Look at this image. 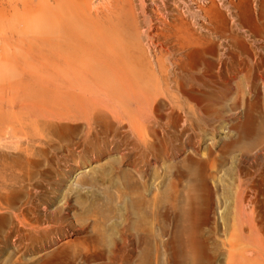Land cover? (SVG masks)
Listing matches in <instances>:
<instances>
[{"label":"rangeland","instance_id":"374dc122","mask_svg":"<svg viewBox=\"0 0 264 264\" xmlns=\"http://www.w3.org/2000/svg\"><path fill=\"white\" fill-rule=\"evenodd\" d=\"M132 3L172 81L148 100L95 63L110 46L66 95L0 0V264H264V0Z\"/></svg>","mask_w":264,"mask_h":264},{"label":"bare ground","instance_id":"6f19581e","mask_svg":"<svg viewBox=\"0 0 264 264\" xmlns=\"http://www.w3.org/2000/svg\"><path fill=\"white\" fill-rule=\"evenodd\" d=\"M36 1L37 4H35ZM133 1L15 0L14 8L15 15H19L23 22H27L28 35L32 34V38L35 39V41L31 40L29 43L26 42V45L32 51H35V49L37 51L39 48L42 52V56L39 55L43 60H39L41 62L38 65L46 69H50L51 67L54 70L56 67L65 69L63 81L66 86V95L69 96L74 91L78 96L81 67L84 61L87 62L86 58L98 56L104 48L110 46L111 48L108 49L110 51L108 57L111 58L114 55V59L112 58L114 62L104 57V59H101L99 62L96 61L95 63L105 66L109 73L110 82L116 88L126 90L130 89L133 84V86L143 90L140 92L141 97H138V99L148 100L146 98L148 97V93L145 91L149 86L147 83L159 85L160 87L161 85L170 86L171 78L168 75V69L166 68L162 55L156 53L158 67L162 73L157 71L155 65V68L151 70L152 68L148 64L149 61L147 62L144 57V45L140 38L142 32L138 28V19L134 13ZM20 3L22 4L21 9H19ZM118 4L119 7H117ZM131 7L133 11L130 9ZM37 21L42 23V27H45L42 31L39 29L40 33L35 29L34 24L38 23ZM14 24H11L12 27ZM91 24H95L94 27L98 31L96 34L98 38L94 46H92V49L89 50L84 42L86 36L89 39L92 38L93 34L88 29L85 34L83 31L86 29V26ZM32 25H34L33 28H31ZM90 27L92 28V26ZM21 31L25 33V27ZM44 34L45 37H40L39 40L35 38ZM2 49L0 48V51ZM88 50L90 53L92 52V55H84ZM129 50L139 51L137 53L138 55L133 59V56L136 54L133 55ZM3 57L6 58L4 55ZM100 57L99 55L98 59ZM1 59L4 60L3 58ZM128 70L129 73L127 72ZM139 70L141 71L139 72ZM7 85L11 84L7 83ZM13 87L12 85L7 87V90L10 89V91L6 93L7 98L11 102L15 100V87ZM2 93H4V90L0 89V98H2ZM123 97L127 100L133 99L132 95ZM12 131H6V134L9 133V135H12Z\"/></svg>","mask_w":264,"mask_h":264}]
</instances>
